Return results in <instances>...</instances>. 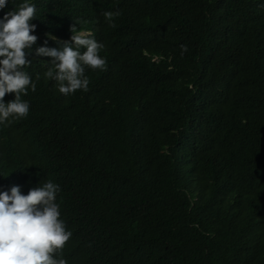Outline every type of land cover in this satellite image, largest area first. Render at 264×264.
I'll list each match as a JSON object with an SVG mask.
<instances>
[{"label": "trees", "instance_id": "trees-1", "mask_svg": "<svg viewBox=\"0 0 264 264\" xmlns=\"http://www.w3.org/2000/svg\"><path fill=\"white\" fill-rule=\"evenodd\" d=\"M25 2L36 91L0 124V193L59 185L72 236L57 258L264 264V0H9L0 19ZM73 24L106 70L65 96L36 49Z\"/></svg>", "mask_w": 264, "mask_h": 264}, {"label": "clouds", "instance_id": "clouds-1", "mask_svg": "<svg viewBox=\"0 0 264 264\" xmlns=\"http://www.w3.org/2000/svg\"><path fill=\"white\" fill-rule=\"evenodd\" d=\"M8 2L0 0V9L6 8ZM35 16L36 6L25 2L0 19V124L26 118L29 113V104L21 97L28 94L29 87L36 91L35 83L23 70L32 62L27 56L37 41L31 34L36 29L31 23ZM105 16L111 19L113 13ZM70 31L71 42L48 33V39L60 47L36 49L37 56L52 58L53 67L44 75L55 81V87L65 96L88 90L86 68L106 70V60L99 54L104 45L91 38V33L78 32L76 24L70 26ZM181 47L187 51L185 46ZM81 48L86 50L81 53ZM9 93H14L15 98L5 103L4 97ZM59 191L58 184L47 181L31 188L27 195L21 193L19 186H13L10 194L0 193V264H67L64 258H57L72 236L60 218L56 202Z\"/></svg>", "mask_w": 264, "mask_h": 264}]
</instances>
